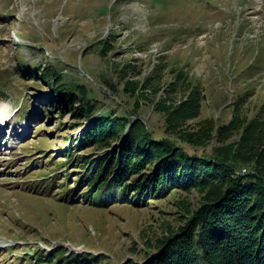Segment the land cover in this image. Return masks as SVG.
<instances>
[{
    "label": "rangeland",
    "instance_id": "374dc122",
    "mask_svg": "<svg viewBox=\"0 0 264 264\" xmlns=\"http://www.w3.org/2000/svg\"><path fill=\"white\" fill-rule=\"evenodd\" d=\"M251 6L263 24L248 18ZM15 56L55 66L86 86L99 109L139 118L158 135H172L163 107L181 105L196 88L203 101L186 126L210 119L216 128L234 114L264 120V0H0V264H35L23 258L31 256L26 246L62 244L76 257L97 256L92 264H124L179 229L203 197L175 190L147 207L59 203L60 186H41L53 163L80 170L77 158L64 156L67 138L78 131L71 109L47 98V83L24 79ZM179 72L192 85L178 80ZM23 106L28 113L20 118ZM55 106L66 115H49ZM241 132L228 138L233 147ZM227 141L212 136L195 151L209 155ZM240 168L238 174L248 172Z\"/></svg>",
    "mask_w": 264,
    "mask_h": 264
},
{
    "label": "trees",
    "instance_id": "16d2710c",
    "mask_svg": "<svg viewBox=\"0 0 264 264\" xmlns=\"http://www.w3.org/2000/svg\"><path fill=\"white\" fill-rule=\"evenodd\" d=\"M107 50L104 45L101 54ZM23 58L16 57L22 77L47 83V98L71 109L72 125L78 132L67 138L64 156L77 158L81 166L76 179L86 185L79 194L84 201L99 207L117 203L147 207L175 190L203 192L200 205L186 210L187 219L179 229L124 264H264V120L234 114L229 123L216 128L210 119L186 126V121L198 117L203 101V93L196 88L181 105L163 107L172 135H158L139 118L131 120L99 109L86 86L65 79V73L55 66L32 64ZM176 77L192 85L183 81V72ZM136 86L138 82L133 83ZM61 106L47 107L48 114L58 111L65 116ZM26 113L28 108L23 106L20 118ZM238 131L242 134L233 147L236 141L228 138ZM212 136L221 142L228 140L226 146L215 147L209 155L197 153L195 149L205 146ZM89 150L91 155L79 154ZM240 167L248 172L238 174ZM69 178L67 171L61 185ZM74 192V188L67 190L69 196ZM54 254L46 260L52 262ZM96 258L63 252L54 263L92 264ZM142 258L146 261L140 262Z\"/></svg>",
    "mask_w": 264,
    "mask_h": 264
},
{
    "label": "bare ground",
    "instance_id": "6f19581e",
    "mask_svg": "<svg viewBox=\"0 0 264 264\" xmlns=\"http://www.w3.org/2000/svg\"><path fill=\"white\" fill-rule=\"evenodd\" d=\"M263 5V4H262ZM16 37L18 38V36L16 35Z\"/></svg>",
    "mask_w": 264,
    "mask_h": 264
},
{
    "label": "water",
    "instance_id": "95a60500",
    "mask_svg": "<svg viewBox=\"0 0 264 264\" xmlns=\"http://www.w3.org/2000/svg\"><path fill=\"white\" fill-rule=\"evenodd\" d=\"M152 252H153V251H152ZM152 252H151V253H152Z\"/></svg>",
    "mask_w": 264,
    "mask_h": 264
}]
</instances>
